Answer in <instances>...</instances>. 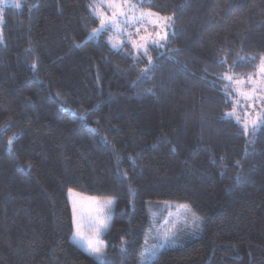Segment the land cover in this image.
Segmentation results:
<instances>
[{
  "label": "trees",
  "instance_id": "trees-1",
  "mask_svg": "<svg viewBox=\"0 0 264 264\" xmlns=\"http://www.w3.org/2000/svg\"><path fill=\"white\" fill-rule=\"evenodd\" d=\"M94 1L0 8V264H138L156 202L199 228L144 264H264V126L225 115L264 57V0H126L172 17L147 54L88 38ZM69 190L113 201L101 261Z\"/></svg>",
  "mask_w": 264,
  "mask_h": 264
},
{
  "label": "rangeland",
  "instance_id": "rangeland-1",
  "mask_svg": "<svg viewBox=\"0 0 264 264\" xmlns=\"http://www.w3.org/2000/svg\"><path fill=\"white\" fill-rule=\"evenodd\" d=\"M16 4V0H0V8ZM121 12L126 15H120ZM91 13L98 20V26L93 30L100 29V31L92 35L93 30H91L88 38H94L103 30L107 31V42L112 49H118L124 45L135 53H144L143 49L137 51L133 46V41L141 45L144 44V41L140 37H146L149 40L148 44H152L151 40H157L160 44L159 35H168L171 32L170 21L167 22V28L163 26L162 18L164 16L150 11H140L126 0H95ZM101 19L105 20L103 29L100 25ZM158 33L159 35H157ZM232 90L235 99L231 112H234L235 115L231 117L243 127L244 131L245 123H247L251 131L253 129L251 120L256 119L258 113H264V65H262V61L258 63L255 72L249 74L246 80H233ZM236 117H239V121ZM250 131L245 134L248 135ZM66 199L72 216L73 236L75 232L79 231L84 237L83 241L76 240L73 236L72 239L80 249L96 259L89 254L86 241L96 239L98 222L104 221L107 224L106 220L111 214L110 207L107 206V202H101L96 198L83 196L71 190L67 192ZM146 210L149 224L144 232L138 253V264L152 260L162 249L175 247L186 240L185 238H192L199 228V218L195 216L197 219L194 223L193 213L186 205L175 202L147 203ZM105 231L106 229L99 235L100 241V237Z\"/></svg>",
  "mask_w": 264,
  "mask_h": 264
},
{
  "label": "snow or ice",
  "instance_id": "snow-or-ice-1",
  "mask_svg": "<svg viewBox=\"0 0 264 264\" xmlns=\"http://www.w3.org/2000/svg\"><path fill=\"white\" fill-rule=\"evenodd\" d=\"M15 6L16 7H20L19 4H16ZM0 14H2V10H0ZM119 14L120 15H126V13H123V12H121ZM114 15H116V13H114ZM150 15H154V14H150ZM162 19L164 21L163 26L165 28H167L168 27V23L167 22L171 21L172 17H164ZM100 25H101V29H103L105 27V20L104 19H101ZM98 31H100V29L93 30L92 35H95ZM157 35H159V33ZM166 35L167 34L159 35V40L160 41L165 40L166 39ZM140 39L142 41H144V44L138 45V44H136L135 41H133V46L137 49V51H140L141 49H143L144 53L147 54V47H148L149 40L146 37H140ZM150 42L152 44H159V41H157V40H151ZM113 46L116 47L117 45H113ZM261 60H262V65H264V57H262ZM149 63H151V57H149ZM33 67H35V64L33 65ZM224 78L227 79V80H232L231 76L225 75ZM225 115H226V117H231V116L235 115V113L234 112H230V113H226ZM236 118L239 121V117H236ZM251 125H252L253 129H256V128L264 126V113H258L257 114V118L251 120ZM244 127H245V133L247 134L250 131V129L248 127V124L245 123ZM11 142L12 141L10 140L9 143L11 144ZM237 163H239V162H237ZM112 203H113L112 200H108L107 201V206L110 207ZM196 219L197 218L193 214V222L194 223H195ZM106 228H107V224L104 221L98 222L97 225H96V239L94 241L91 240V239L86 241L87 250L89 251V254L94 256L98 260H103V257L105 255V253L103 251V248H102V242L99 240V235ZM73 238L76 239V240H80V241L84 240L83 235L79 231L74 233Z\"/></svg>",
  "mask_w": 264,
  "mask_h": 264
}]
</instances>
